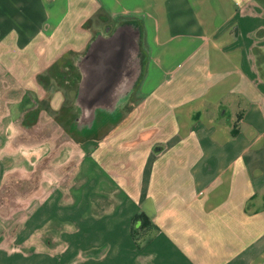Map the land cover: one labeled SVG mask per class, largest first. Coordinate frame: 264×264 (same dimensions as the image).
<instances>
[{
    "label": "crops",
    "instance_id": "obj_1",
    "mask_svg": "<svg viewBox=\"0 0 264 264\" xmlns=\"http://www.w3.org/2000/svg\"><path fill=\"white\" fill-rule=\"evenodd\" d=\"M125 26L131 111L95 134L82 62ZM0 264H264V0H0Z\"/></svg>",
    "mask_w": 264,
    "mask_h": 264
},
{
    "label": "water",
    "instance_id": "obj_2",
    "mask_svg": "<svg viewBox=\"0 0 264 264\" xmlns=\"http://www.w3.org/2000/svg\"><path fill=\"white\" fill-rule=\"evenodd\" d=\"M135 35L125 26L92 43L82 62L79 100L84 119L91 118L96 107L111 106L121 87L137 76L138 68L132 60Z\"/></svg>",
    "mask_w": 264,
    "mask_h": 264
},
{
    "label": "rangeland",
    "instance_id": "obj_3",
    "mask_svg": "<svg viewBox=\"0 0 264 264\" xmlns=\"http://www.w3.org/2000/svg\"><path fill=\"white\" fill-rule=\"evenodd\" d=\"M102 30L99 32H102ZM76 75L77 76H76L75 80L77 81L79 79V74H76ZM73 79H74V75H73ZM70 83H71L70 84L71 86L69 87L68 93L72 94V92L74 91L75 83H73V82H70ZM119 93H118L119 96L117 95L116 101L111 106H109V108L107 110H105V109L97 110L96 118L93 120V122H92L93 124H91L92 126L87 127V130L90 131L92 129L91 132L95 133V134L106 133V132H108L107 130L111 129L113 124H116L119 119H123L126 116H128L129 112L131 111V106H127V102L129 103V101H130V104H131V102L133 100H132V98H130V99L128 98L129 94H119ZM70 101H71V99H68L67 104L68 103L70 104ZM72 111L73 110L71 109V111H70L71 114H72ZM78 113H79V110H78V107L76 106V114L78 115ZM66 114L67 113L61 114L60 129L69 135H79L80 136V135L85 134V132L83 131L84 128L73 123L72 117H70V119H69L68 116H65ZM107 124H109V125H107ZM80 145H82V144H80ZM65 173L67 176L64 177L65 174L63 173L64 182L67 181L68 176H69L68 170H65ZM35 181H36V174L33 176L32 179L26 180L25 182H23L22 180H19V179H14V182L12 184V189L7 188V189L3 190L4 197L5 196L8 197L9 195H13V202L14 203L18 202L21 199V195L23 197H26L27 195H31L33 192H35V189H34L36 187V185H34Z\"/></svg>",
    "mask_w": 264,
    "mask_h": 264
},
{
    "label": "trees",
    "instance_id": "obj_4",
    "mask_svg": "<svg viewBox=\"0 0 264 264\" xmlns=\"http://www.w3.org/2000/svg\"><path fill=\"white\" fill-rule=\"evenodd\" d=\"M147 218L145 217V215L143 213H140L136 216H134L133 220H132V224H133V231H136L134 225L137 221H140V225L139 228L143 227L144 223L146 222Z\"/></svg>",
    "mask_w": 264,
    "mask_h": 264
}]
</instances>
